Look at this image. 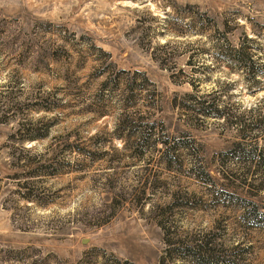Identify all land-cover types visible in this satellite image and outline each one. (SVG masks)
<instances>
[{
	"label": "rangeland",
	"instance_id": "rangeland-1",
	"mask_svg": "<svg viewBox=\"0 0 264 264\" xmlns=\"http://www.w3.org/2000/svg\"><path fill=\"white\" fill-rule=\"evenodd\" d=\"M243 47L264 69V0H0V264H160L163 219L264 264Z\"/></svg>",
	"mask_w": 264,
	"mask_h": 264
},
{
	"label": "trees",
	"instance_id": "trees-1",
	"mask_svg": "<svg viewBox=\"0 0 264 264\" xmlns=\"http://www.w3.org/2000/svg\"><path fill=\"white\" fill-rule=\"evenodd\" d=\"M248 40H251V38H248V37L244 38V41H248ZM244 48L245 47H243L242 49H237L234 53L231 52L232 56H234L237 59L238 64H241L240 65L241 68H243L247 72L249 71L250 74L253 75V78L255 74H259L261 72L264 73L263 66H258L257 68L258 70L256 69L253 62L255 64L257 63L255 62V60H251L252 55L249 54ZM200 102H201L200 104L201 108L210 107V108H207L206 110L202 109L205 115H212V116H217V117L223 116L222 115V113L224 114V111L222 110L223 108H219L218 106L213 105V103H207V105H204L203 101H200ZM238 146H240V144H238ZM241 150L245 152V150H243L242 148ZM251 151H252V154L249 153L247 155H239V153H235L234 157L232 158L239 159V160L246 159L248 161L254 160L255 163H257L259 168L264 167V144L261 147H258L257 145L253 146L251 148ZM167 162H171V161L167 160ZM245 182L246 184L252 183L248 181H245ZM252 184H253V187H255V183H252ZM256 188H264V176L262 180L260 181V183L256 185ZM24 196L30 197L29 195H24ZM251 210L255 211L256 214L264 218V211L263 212L257 211V206L254 202H252ZM164 222H166L164 221V219L160 221L161 226L165 232L166 247H165L164 253L161 255L160 264H169V260L173 259L174 257L187 258L193 264H215L216 262L224 263V264H236L234 260L226 259L224 257H219V255H215V249L212 246L214 245V243H212L214 239H212L211 237L206 238L204 236L200 237L199 235L198 237H195L193 241H190V243H188L187 241H182L180 238L174 239V237L171 236L173 235L172 228L166 225V223ZM256 224L259 225V222H256ZM238 245H239V242L235 244V246H238Z\"/></svg>",
	"mask_w": 264,
	"mask_h": 264
}]
</instances>
